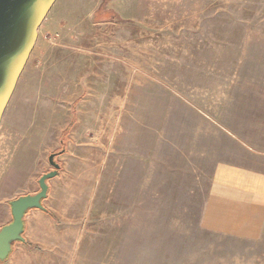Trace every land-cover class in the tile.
Listing matches in <instances>:
<instances>
[{"label": "rangeland", "instance_id": "obj_1", "mask_svg": "<svg viewBox=\"0 0 264 264\" xmlns=\"http://www.w3.org/2000/svg\"><path fill=\"white\" fill-rule=\"evenodd\" d=\"M72 120L58 174L106 264H264V226H199L218 163L264 171V0H56L0 121V227Z\"/></svg>", "mask_w": 264, "mask_h": 264}, {"label": "crops", "instance_id": "obj_2", "mask_svg": "<svg viewBox=\"0 0 264 264\" xmlns=\"http://www.w3.org/2000/svg\"><path fill=\"white\" fill-rule=\"evenodd\" d=\"M86 180L80 185L91 182ZM76 183L60 173L48 180V194L42 203L53 216L41 209H29L23 218L24 241L14 243L1 264H106L111 259L104 257L110 251L109 226L101 227L99 213L91 208H77L74 197L77 190L73 187ZM3 213L10 216L9 205ZM199 226L219 235L259 237L264 226V171L218 163ZM105 234L108 242L101 241V235Z\"/></svg>", "mask_w": 264, "mask_h": 264}, {"label": "water", "instance_id": "obj_3", "mask_svg": "<svg viewBox=\"0 0 264 264\" xmlns=\"http://www.w3.org/2000/svg\"><path fill=\"white\" fill-rule=\"evenodd\" d=\"M56 0H0V121L17 80L34 47L38 28ZM48 156L51 167L38 178V190L9 202L11 221L0 227V262L15 242L24 241L23 218L32 208L44 210L48 180L59 172V164Z\"/></svg>", "mask_w": 264, "mask_h": 264}, {"label": "trees", "instance_id": "obj_4", "mask_svg": "<svg viewBox=\"0 0 264 264\" xmlns=\"http://www.w3.org/2000/svg\"><path fill=\"white\" fill-rule=\"evenodd\" d=\"M72 124H73V120L71 122H69L68 125L65 127V129L62 131V133L60 135L62 137L60 139V146H59V148H57L56 150L50 152V154H53L54 155L53 158H54L55 162L59 164V166H60V162L58 161L57 157H58V155H60L61 153H63L65 151V144H66V141L68 140V132H69V129L72 126ZM44 211L47 212L50 216H53V214L50 211H48L46 208H44ZM2 262H0V264Z\"/></svg>", "mask_w": 264, "mask_h": 264}, {"label": "flooded vegetation", "instance_id": "obj_5", "mask_svg": "<svg viewBox=\"0 0 264 264\" xmlns=\"http://www.w3.org/2000/svg\"><path fill=\"white\" fill-rule=\"evenodd\" d=\"M54 159V158H53Z\"/></svg>", "mask_w": 264, "mask_h": 264}]
</instances>
